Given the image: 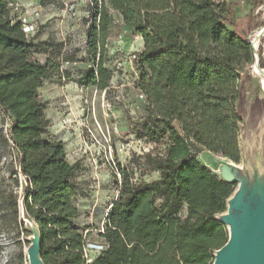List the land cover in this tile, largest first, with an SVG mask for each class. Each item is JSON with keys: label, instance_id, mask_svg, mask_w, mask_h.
<instances>
[{"label": "trees", "instance_id": "1", "mask_svg": "<svg viewBox=\"0 0 264 264\" xmlns=\"http://www.w3.org/2000/svg\"><path fill=\"white\" fill-rule=\"evenodd\" d=\"M89 1L86 49L93 65L76 82L107 91L113 71L105 66V54L116 29L124 25L140 35L144 47L134 56L142 74L136 86L145 96L146 115L129 133L154 146L142 156L133 153L128 165L117 164L118 195L98 228L103 249L90 257L92 231L81 224L78 206L81 164L66 159L63 140L44 136L49 103L39 89L55 68V52H49V41L24 31L14 0H0V115L14 117L12 137L0 130V140L18 153L12 180L16 187L18 176L25 182L22 212L41 235V258L45 264H213L229 237L216 216L227 210L237 182L221 179L193 148L241 161L238 68L253 63L255 54L249 36L225 24L236 1ZM40 53L47 55L44 61L36 58ZM136 161L160 178L136 179ZM4 201L18 217L15 192ZM21 223L29 246L33 233Z\"/></svg>", "mask_w": 264, "mask_h": 264}, {"label": "rangeland", "instance_id": "2", "mask_svg": "<svg viewBox=\"0 0 264 264\" xmlns=\"http://www.w3.org/2000/svg\"><path fill=\"white\" fill-rule=\"evenodd\" d=\"M235 1L225 24L249 36L258 52V63L254 58L253 63H243L238 68L244 117L241 161L231 162L202 146H195L193 153L214 173L220 172L223 163H233L240 178L236 192L246 178L253 179L259 161L264 166V76L255 70L258 65L264 73V34L258 37L264 26V0ZM89 2L14 0L13 13L20 19L33 8H41V13L31 18L36 25L34 35L38 41H49L52 44L49 52H55L52 54L55 68L39 89L40 98L49 103L45 116L50 125L44 136L63 140L66 159L70 163L80 162L79 182L83 193L78 202L80 222L91 227L89 241L98 244L101 241L98 228L103 227L106 214L118 195L115 181L120 175L114 174L117 164L128 165L133 153L142 156L154 145L129 133L131 124L146 115L145 99L140 97L141 91L136 86L142 74L134 56L144 47L140 35L124 25L116 29V37L109 41L105 54V66L113 71L107 91L94 86L83 87L76 82L81 71L93 65L86 49ZM46 57L44 53L36 55L41 61ZM13 120L11 114L0 115V130L7 137H12ZM17 159L18 153L0 140V264H30L27 233L21 223L26 185L21 176H18V187L12 180L13 172L19 169ZM140 164L136 161L133 165L136 179L149 182L160 178L158 171L145 170ZM12 191L18 196L21 209L18 217L5 209L4 197ZM181 214L186 216V209ZM95 254L90 251V257Z\"/></svg>", "mask_w": 264, "mask_h": 264}, {"label": "water", "instance_id": "3", "mask_svg": "<svg viewBox=\"0 0 264 264\" xmlns=\"http://www.w3.org/2000/svg\"><path fill=\"white\" fill-rule=\"evenodd\" d=\"M262 34L264 26L258 37ZM252 46L258 63L257 48ZM255 70L264 76L263 69L258 65ZM216 174L226 182L240 180L233 163H223L220 172ZM233 194L227 200V210L216 216L226 225L229 237L215 252L213 264H264V175L257 168L253 179L246 178L240 190ZM224 213H227L226 216H223ZM22 219L33 233L28 246L30 264H45L41 258V235L37 227L23 212Z\"/></svg>", "mask_w": 264, "mask_h": 264}, {"label": "built area", "instance_id": "4", "mask_svg": "<svg viewBox=\"0 0 264 264\" xmlns=\"http://www.w3.org/2000/svg\"><path fill=\"white\" fill-rule=\"evenodd\" d=\"M40 13H41V8L36 7V8L32 9L31 15L34 18L35 16L39 15ZM20 20L22 21L24 31L28 35H34V32L36 30V25L34 24V21L29 19L26 14H22V17L20 18ZM140 97L145 99V96L143 94H140ZM89 249L91 251H95L97 253L103 249V246L101 244H89Z\"/></svg>", "mask_w": 264, "mask_h": 264}, {"label": "bare ground", "instance_id": "5", "mask_svg": "<svg viewBox=\"0 0 264 264\" xmlns=\"http://www.w3.org/2000/svg\"><path fill=\"white\" fill-rule=\"evenodd\" d=\"M259 73V72H258ZM258 170L264 175V166L261 164V161L258 163ZM227 213H224L223 216H226Z\"/></svg>", "mask_w": 264, "mask_h": 264}, {"label": "crops", "instance_id": "6", "mask_svg": "<svg viewBox=\"0 0 264 264\" xmlns=\"http://www.w3.org/2000/svg\"><path fill=\"white\" fill-rule=\"evenodd\" d=\"M25 14L28 16V18H29V19H31V18H32V15H31V13H29V12H28V13H25Z\"/></svg>", "mask_w": 264, "mask_h": 264}]
</instances>
